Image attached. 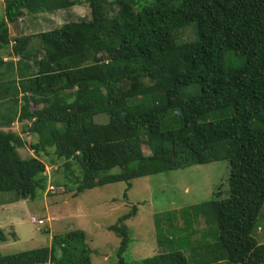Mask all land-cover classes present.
I'll list each match as a JSON object with an SVG mask.
<instances>
[{
    "label": "trees",
    "instance_id": "trees-1",
    "mask_svg": "<svg viewBox=\"0 0 264 264\" xmlns=\"http://www.w3.org/2000/svg\"><path fill=\"white\" fill-rule=\"evenodd\" d=\"M79 5L86 17L11 41L10 26L26 17ZM26 135L35 155L22 159ZM51 150L53 160H40ZM219 161L229 163L226 198L156 216L161 251L129 263L134 208L108 228L121 239L108 264H264L256 239L261 216L264 223V0H5L0 206L37 200L47 166L60 162L65 179L55 185L64 193L125 183L127 197L136 179ZM202 219L219 237L192 262L186 250ZM92 254L76 229L50 246L0 250V264H93Z\"/></svg>",
    "mask_w": 264,
    "mask_h": 264
},
{
    "label": "rangeland",
    "instance_id": "rangeland-1",
    "mask_svg": "<svg viewBox=\"0 0 264 264\" xmlns=\"http://www.w3.org/2000/svg\"><path fill=\"white\" fill-rule=\"evenodd\" d=\"M4 6L5 0H0V21L4 18ZM88 13L86 6L79 5L55 15L26 17L25 21L10 26L11 41L13 42L20 35L41 33L62 26L69 21L80 20ZM192 34L193 30H190L183 36L189 38ZM3 57H5L4 60H10L7 53ZM210 118L213 117L210 116ZM96 122L105 124L108 118L98 116ZM21 124V122L15 124V129L19 132H21ZM26 136L27 149L19 150L22 159L35 155L34 150L31 149L32 143H30L35 139L31 140L28 135ZM50 157H45L42 153L40 160L43 162L53 160V150L50 151ZM63 164L60 162L54 166H47L48 187L37 200L19 201L12 204H5L4 201V205L0 206V228L7 236V242L0 245L3 254H15L50 246L54 236L80 229L86 232L88 244L93 249V264H108L117 260V251L121 241L108 228L115 225L122 216L132 214L134 208H137L135 217L126 222L133 242L124 255L127 262L136 263L153 257L161 251L155 224L156 216L210 201L217 196L220 198L228 196L230 171L228 161L196 165L184 170L136 179L132 182V188L127 191V197H125L127 190L125 183L87 190L77 196L75 195L76 189L73 193H64L62 188H56L55 185L56 182H63L65 179ZM76 170L77 167H74V172ZM110 173L119 174L120 169L114 168L110 170ZM71 176L73 179V175ZM70 185L74 187L71 183ZM4 196H7L4 200L10 199L9 195ZM180 225L181 228L184 226L182 220ZM258 225L260 227L257 230L256 239L263 244L262 216ZM194 228L196 233L191 242H196V245L186 250L187 255H191V261L192 257L203 255L202 249L208 241H216L219 237L214 226L206 224L203 219L197 222Z\"/></svg>",
    "mask_w": 264,
    "mask_h": 264
},
{
    "label": "built area",
    "instance_id": "built-area-1",
    "mask_svg": "<svg viewBox=\"0 0 264 264\" xmlns=\"http://www.w3.org/2000/svg\"><path fill=\"white\" fill-rule=\"evenodd\" d=\"M42 223V222H41Z\"/></svg>",
    "mask_w": 264,
    "mask_h": 264
}]
</instances>
